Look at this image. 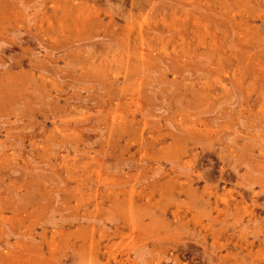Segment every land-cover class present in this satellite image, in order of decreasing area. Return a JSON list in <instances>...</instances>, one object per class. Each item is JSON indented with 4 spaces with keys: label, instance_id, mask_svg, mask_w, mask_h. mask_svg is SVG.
Segmentation results:
<instances>
[{
    "label": "rangeland",
    "instance_id": "374dc122",
    "mask_svg": "<svg viewBox=\"0 0 264 264\" xmlns=\"http://www.w3.org/2000/svg\"><path fill=\"white\" fill-rule=\"evenodd\" d=\"M0 264H264V0H0Z\"/></svg>",
    "mask_w": 264,
    "mask_h": 264
},
{
    "label": "bare ground",
    "instance_id": "6f19581e",
    "mask_svg": "<svg viewBox=\"0 0 264 264\" xmlns=\"http://www.w3.org/2000/svg\"><path fill=\"white\" fill-rule=\"evenodd\" d=\"M131 47V46H130ZM127 48V47H126ZM125 50V49H124ZM128 50H130L129 48H128ZM127 51V50H126ZM131 51V50H130ZM142 53H143V51L142 50H140ZM148 51V50H147ZM152 51V50H151ZM150 52V51H149ZM134 54V53H133ZM175 56V55H174ZM173 56V57H174ZM177 56V55H176ZM127 59V58H126ZM139 58L137 57V60H138ZM179 59V58H178ZM142 60V59H141ZM144 60H146V59H144ZM176 61H178L177 59H176ZM180 61V60H179ZM186 61V60H185ZM143 62V61H142ZM182 62V61H181ZM116 63H118V62H116ZM120 64V63H119ZM129 64V63H128ZM124 72H125V70H124ZM126 75V74H125ZM127 77V76H126ZM238 80V79H237ZM118 81V80H117ZM115 82H116V80H115ZM114 82V83H115ZM223 85V84H222ZM123 87V86H122ZM223 87V86H222ZM122 91V90H121ZM123 92V91H122ZM132 94V93H131ZM130 94V95H131ZM140 94V93H139ZM129 95V94H128ZM130 97V96H129ZM132 100V99H131ZM135 101H136V99H135ZM132 103H133V100H132ZM131 105V104H130ZM129 105V106H130ZM132 106V105H131ZM113 110V109H112ZM116 111V110H115ZM135 111V110H134ZM112 113H113V111H112ZM108 114V113H107ZM114 114V113H113ZM116 114V113H115ZM134 116V115H133ZM122 118V117H121ZM129 119H132V118H129ZM115 120V119H114ZM112 122V121H111ZM110 121H109V123H111ZM114 124V123H113ZM118 124V123H117ZM109 126H110V124H109ZM113 126V128H114V125H112ZM194 126V125H193ZM127 127V126H126ZM70 128V127H69ZM69 128H68V130H69ZM118 128V127H117ZM189 128V127H188ZM116 129V128H115ZM121 129V128H120ZM194 129V128H193ZM186 130H187V128H186ZM108 131H109V129H108ZM115 131V130H114ZM191 132V131H190ZM114 133V132H113ZM112 133V134H113ZM192 133V132H191ZM72 134V133H71ZM185 134H186V132H185ZM190 134V133H189ZM70 135V134H69ZM60 136V135H59ZM117 136H119V134L117 135ZM192 136V135H191ZM62 137V136H61ZM186 248V247H185ZM189 248V247H188ZM195 251H196V249H195Z\"/></svg>",
    "mask_w": 264,
    "mask_h": 264
}]
</instances>
